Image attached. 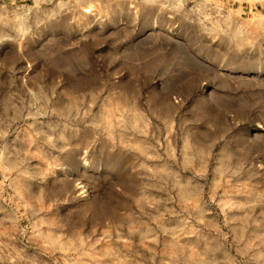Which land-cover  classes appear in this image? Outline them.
<instances>
[{"label":"rangeland","instance_id":"obj_1","mask_svg":"<svg viewBox=\"0 0 264 264\" xmlns=\"http://www.w3.org/2000/svg\"><path fill=\"white\" fill-rule=\"evenodd\" d=\"M175 2L0 0V264H250L264 0Z\"/></svg>","mask_w":264,"mask_h":264},{"label":"clouds","instance_id":"obj_2","mask_svg":"<svg viewBox=\"0 0 264 264\" xmlns=\"http://www.w3.org/2000/svg\"><path fill=\"white\" fill-rule=\"evenodd\" d=\"M52 3H56L57 0H50ZM151 3H156L158 0H149ZM216 0H176L175 4L171 6L172 11H181L185 7L190 6V10L194 12H200L202 7L205 5L214 4ZM163 7L169 8V4H164ZM219 15V12L216 13ZM29 13L23 12V14H7V9L4 10L3 14H0V29L10 28L16 36H4L3 39H0V43L5 41H15L16 37H19L20 40H26L32 32L31 25L28 22ZM55 19V17H53ZM223 23V21H221ZM199 24L204 28L206 34L211 35V30L220 28V23H213V17L210 15H203L202 20L199 21ZM248 43H251L250 41ZM28 96L34 101L32 107H35L37 104L41 103V100L38 98L37 91L33 89H28ZM43 115L44 113H40ZM3 121L0 120V123ZM146 135V133H144ZM9 135L7 130L0 129V140H5ZM52 139V137H49ZM4 149L0 148V159L3 158ZM151 171V169H149ZM258 205L254 201L251 205H238L235 207H251L255 208ZM264 215V213H261ZM203 223V221H201ZM253 226L257 229L261 228V222L254 221ZM244 231H247L245 229ZM238 243L242 246L240 249L241 255H246L249 258L250 264H264V231H261L259 235L256 236L253 240H246L244 234L242 233L237 238ZM260 241L261 243H257ZM210 264H218L216 261L210 262ZM232 264H235V258H233Z\"/></svg>","mask_w":264,"mask_h":264}]
</instances>
